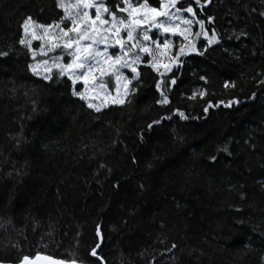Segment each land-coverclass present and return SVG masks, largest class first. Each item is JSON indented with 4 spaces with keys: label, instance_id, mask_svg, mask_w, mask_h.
<instances>
[{
    "label": "trees",
    "instance_id": "1",
    "mask_svg": "<svg viewBox=\"0 0 264 264\" xmlns=\"http://www.w3.org/2000/svg\"><path fill=\"white\" fill-rule=\"evenodd\" d=\"M196 7L220 43L162 77L170 103L141 66L130 102L95 112L18 43L26 17L60 20L56 0H0V261L98 264L99 224L106 264H264V0Z\"/></svg>",
    "mask_w": 264,
    "mask_h": 264
},
{
    "label": "snow or ice",
    "instance_id": "2",
    "mask_svg": "<svg viewBox=\"0 0 264 264\" xmlns=\"http://www.w3.org/2000/svg\"><path fill=\"white\" fill-rule=\"evenodd\" d=\"M180 0H158L157 6H150L147 0H139L133 3L132 0H120L114 9L109 8L105 0H74L66 3L65 0H56V6L62 10L63 15L60 20L52 24H39L30 16L26 17L21 23L22 36L18 40L19 45L27 48L33 61H36L37 54L47 59L28 65L29 70L34 76L40 77L45 81L53 80V69L56 70L58 78H67L71 85L75 86L79 81L83 85L82 91L72 90V95L78 97L86 103L89 109L96 112L101 111V107L108 106V100L112 96L109 84L115 81V99L111 102L123 106L130 102L126 98L130 97L137 90L133 81L139 83V68L144 65L163 77L166 72H171L173 65H180L179 57L190 53L203 55L194 42V38L203 35L208 45L219 44L220 37L217 32H209L205 29V20L197 17L191 4L187 6H177ZM195 5L201 7L210 3V0H194ZM187 14L185 16L184 14ZM264 15V13H261ZM163 18V19H160ZM67 20L68 23L64 24ZM208 23H212V18H208ZM199 26L198 32H193V25ZM156 29L161 34L182 37L186 43H181L178 51L170 55L172 41L164 39L162 42L153 39L149 33ZM239 38V37H237ZM40 41L38 49H33V41ZM60 50L57 52V50ZM109 49H115L110 52ZM49 53L53 55L49 56ZM65 54L70 58L64 62ZM8 53H0V56H7ZM147 59H142V56ZM162 57H167L162 60ZM164 71L161 72L160 70ZM123 70L130 73V77L124 74ZM105 77H110L106 80ZM205 80V77H201ZM175 78H170L166 82L162 79L157 80L155 88L160 95L156 101L159 105H168L169 97L163 87L175 84ZM225 88L235 87L225 81ZM103 93L104 103L97 105L93 101ZM204 90L194 92L190 99L199 96L203 99ZM223 103V102H221ZM238 100H231L224 104V107H231L238 104ZM212 107L211 102L204 108L207 112ZM181 119H187L183 112L177 111ZM158 124L159 121H153ZM149 128L152 124L148 125ZM227 152L225 146L220 149ZM215 160L216 157H211ZM135 163V160H133ZM118 187V185H113ZM142 187V186H141ZM10 224L11 220L4 221ZM3 225H0L2 227ZM95 235L101 237L100 225L97 224ZM100 243H96L90 248L88 255L95 258L98 264H104L103 258L98 254L97 249ZM176 247L175 244L172 245ZM40 259L39 255L35 258L24 256L19 264H35ZM45 259H50L45 257ZM0 264H3L0 261ZM50 264H78L77 260L51 261ZM79 264H84L80 261Z\"/></svg>",
    "mask_w": 264,
    "mask_h": 264
},
{
    "label": "rangeland",
    "instance_id": "3",
    "mask_svg": "<svg viewBox=\"0 0 264 264\" xmlns=\"http://www.w3.org/2000/svg\"><path fill=\"white\" fill-rule=\"evenodd\" d=\"M65 2L66 3H72V2H74V0H65ZM132 2L133 3H137V2H139L138 0H132ZM148 3V2H147ZM149 4V3H148ZM189 4H191L192 6H193V8H194V11L196 12V15H197V17L199 18V16H198V13H197V7H196V5L194 4V0H180V2H179V4L177 5L178 7L179 6H181V5H183V6H187V5H189ZM150 5V4H149ZM185 16H187V14L185 13L184 14ZM160 19H163V18H160ZM68 23V21L67 20H65L64 21V24H62L61 26L63 27L64 25H66ZM208 24H207V22H205V29L209 32V30H208ZM199 31V26L198 25H193V32H198ZM211 33L209 32V35H210ZM149 35L153 38V39H158V40H160L161 42L164 40V39H169V40H171L172 41V48H171V50H170V55H173V54H175L177 51H178V49H179V47H180V44L181 43H186L185 41H183V39H182V37H179V36H172V35H169V34H161V33H159V32H157V30L156 29H152V31L149 33ZM194 42H195V44H196V47H197V49L199 50L201 47H203V48H209V47H211V46H213V45H215V44H213V45H208V43H207V41L204 39V37H203V35H201L200 37H198V38H194ZM39 44H40V41L39 40H37V41H33V43H32V47H33V49H38V47H39ZM60 50L58 49L57 50V52H59ZM109 51L110 52H113V51H115V49H109ZM190 54H197V53H195V52H193V53H190ZM190 54H188V55H190ZM51 55H53L52 53H49V56H51ZM188 55H181L180 57H179V61H180V65L179 66H182V64H181V61L184 59V57H186V56H188ZM48 57H42V56H40L39 54H37V57H36V61L35 62H38L39 60H42V59H47ZM70 58L65 54V57H64V62H68V60H69ZM142 59H147V57H146V55L145 56H142ZM162 60H166L167 59V57H162L161 58ZM34 62V63H35ZM141 66H144V65H141ZM140 66V67H141ZM178 66V67H179ZM177 66L176 65H173V67H172V70L174 69V68H176ZM140 69V68H139ZM138 69V70H139ZM55 69H53V71H54ZM171 70V71H172ZM124 71V74L125 75H127V76H129L130 77V73H128V71L127 70H123ZM161 72H163L164 70L163 69H161L160 70ZM32 73V72H31ZM170 72H166L165 73V75H167V74H169ZM164 75V76H165ZM163 76V77H164ZM35 77H37V76H35ZM160 77V76H159ZM37 78H40V77H37ZM161 79H162V77H160ZM41 79V78H40ZM105 79L106 80H110L111 78L110 77H105ZM134 83H136V81H133V84ZM114 85H115V81L114 80H112V83H110L109 84V89L110 90H112V96L109 98V100H108V106L107 107H101V111L102 110H104V109H106V108H108V107H119L120 105H116V104H113L112 102H111V100L112 99H115V96H116V93H115V91H114V89H113V87H114ZM73 88H75V90H77V91H82L83 90V85L78 81L77 83H76V85L75 86H73ZM78 98V97H77ZM126 99H128V98H126ZM84 102V101H83ZM95 104H97V105H102L103 103H104V97H103V93H101V95L100 96H98V97H96V99L93 101ZM86 104V103H85ZM91 110H93V109H91ZM94 111V110H93ZM96 112V111H95Z\"/></svg>",
    "mask_w": 264,
    "mask_h": 264
},
{
    "label": "water",
    "instance_id": "4",
    "mask_svg": "<svg viewBox=\"0 0 264 264\" xmlns=\"http://www.w3.org/2000/svg\"><path fill=\"white\" fill-rule=\"evenodd\" d=\"M100 231H101V226H100ZM101 237L102 238H98V243H100V248L99 249H97V251H98V254L100 253V251H101V248H102V246H103V235H102V232H101ZM36 257V256H35ZM34 257V258H35ZM39 257H40V259H38V260H36L35 261V264H50V260L51 261H57V260H60V259H57V258H53V257H49V256H46V255H39ZM45 257H48V258H50V259H45ZM93 258V257H92ZM94 260H95V258H93ZM103 261H104V264H106L105 263V260L103 259ZM3 264H11V263H3ZM19 264V263H18ZM79 264V263H78Z\"/></svg>",
    "mask_w": 264,
    "mask_h": 264
}]
</instances>
